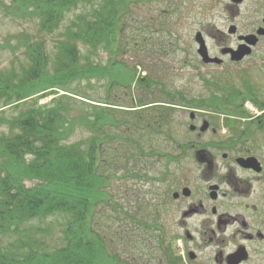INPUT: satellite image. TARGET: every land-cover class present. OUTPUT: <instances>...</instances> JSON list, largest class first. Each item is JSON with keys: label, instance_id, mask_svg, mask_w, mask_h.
<instances>
[{"label": "trees", "instance_id": "1", "mask_svg": "<svg viewBox=\"0 0 264 264\" xmlns=\"http://www.w3.org/2000/svg\"><path fill=\"white\" fill-rule=\"evenodd\" d=\"M140 1L12 0L7 10L0 6L5 15L12 12L20 20L37 19L40 34L58 32L52 60L44 38L22 33L20 42L15 37L19 55L13 60L23 61L0 72V127L6 128L0 132V264H117L93 228L95 212L104 205L111 204L130 217L111 200L105 155L117 140L122 141L125 154L135 151V158L152 147L156 136L164 134L169 139L166 129L172 125L176 97L160 88L166 101L138 98L133 107L116 108L113 89H125L127 101L126 89L132 84L140 88L151 84L145 78L136 79L135 69L129 71L124 64L94 60L101 50L115 56L123 20L130 5ZM78 8L81 11L63 25L66 15ZM45 79L54 81L51 89L65 93L49 107L39 108L33 94ZM93 81L105 82L106 95L101 100L88 94ZM76 82L80 87L71 89ZM228 93L234 103L256 102L248 86ZM178 100L184 98L180 95ZM78 129L88 135L70 142ZM171 159L167 157L168 164ZM58 217L63 221L60 235L49 245L44 239L51 236L47 227L33 223Z\"/></svg>", "mask_w": 264, "mask_h": 264}, {"label": "rangeland", "instance_id": "2", "mask_svg": "<svg viewBox=\"0 0 264 264\" xmlns=\"http://www.w3.org/2000/svg\"><path fill=\"white\" fill-rule=\"evenodd\" d=\"M11 1L0 0V6L7 10ZM80 11L78 8L69 12L63 25ZM30 18L20 20L12 12L11 15H5L0 9V72L6 71L12 63L23 61L13 60L14 55H19L15 49V37L22 42V33L44 38L49 59L52 60L53 44L58 32L40 34L38 20ZM263 19L264 0H141L130 5L129 13L123 20V33L117 41L115 56L102 50L94 56L98 64H105L112 59L110 62L124 64L129 71L135 69L136 79L145 78L151 84L150 88L132 84L126 89L130 94L127 101L122 91L125 89H113L117 92L113 99L116 108L133 107L138 98L147 102L166 101L160 88L166 93L176 94L174 105L180 107L173 106L171 109L172 125L169 130L166 129L170 138L166 139L164 134L156 136L152 147L137 154V157H132L135 151L130 155L123 152L121 140L109 145L103 167L111 176V200L121 205L124 213L130 217L118 212L111 204L104 205L95 212L93 228L104 238L106 251L111 257H116L117 264H165L164 259L168 254L162 256L161 246L167 245L169 249L171 223L167 219L168 232L164 234L155 228L154 178L164 166L169 165L167 157L174 154L179 144L203 141L204 138L198 140L189 130L192 124L189 113L198 116L199 122L201 119L217 122L222 116L225 118L238 114L244 106L250 107L251 103L264 107V37L257 35L258 29L264 28ZM232 26L235 27V33L229 34L228 30ZM197 35L204 41L209 57L217 58L220 63H203L197 53ZM250 35L259 37L256 45L250 47V54L242 60L231 61L230 50L237 49L241 38V45H245L244 39ZM53 85L54 81L45 79L38 88L39 92L33 94L37 107H49L57 96L65 93L51 89ZM104 85V81H93L88 94L96 100L103 99L106 95ZM247 86L256 102L247 99L234 103L228 92L232 89L241 92ZM70 87L77 90L80 86L76 82ZM234 93L236 91L232 95ZM180 95L184 100H178ZM215 99L220 102L212 104ZM202 100L204 102L198 103ZM245 111L248 117L254 115L251 110ZM0 132H6V128L0 127ZM86 135V130L78 129L69 141L81 140ZM191 164L192 160H188L183 165ZM138 175L145 176L139 178ZM32 184L26 182L27 186ZM62 224V218L59 217L33 223L42 229L47 227V235L51 236H44V239L49 245L60 235ZM182 251L178 249L177 256Z\"/></svg>", "mask_w": 264, "mask_h": 264}, {"label": "flooded vegetation", "instance_id": "3", "mask_svg": "<svg viewBox=\"0 0 264 264\" xmlns=\"http://www.w3.org/2000/svg\"><path fill=\"white\" fill-rule=\"evenodd\" d=\"M224 117L199 122L190 112L188 128L203 141L175 150L154 178L155 228L164 234L171 223L165 264H264V107ZM250 158L259 172L240 165Z\"/></svg>", "mask_w": 264, "mask_h": 264}, {"label": "water", "instance_id": "4", "mask_svg": "<svg viewBox=\"0 0 264 264\" xmlns=\"http://www.w3.org/2000/svg\"><path fill=\"white\" fill-rule=\"evenodd\" d=\"M262 23L264 24V19L262 20ZM229 34H234L235 33V27H230L228 30ZM257 35L258 36H264V28H260L257 31ZM245 40V45H241L239 46L236 50H230L229 54H230V58L231 61H239L242 60L245 56H248L250 54L251 48L256 45L258 38L256 37V35H250L247 36ZM198 43L199 49L197 51L199 57L201 58V60L203 61V63L208 64V63H215L218 64L220 63V60H218L217 58H210L206 49V46L204 44V41L202 40V38L200 37V35H197L196 40ZM239 163L241 166L245 167V168H253L256 169L257 172L260 171V167L258 168V164L257 162L250 158L248 160H239Z\"/></svg>", "mask_w": 264, "mask_h": 264}]
</instances>
